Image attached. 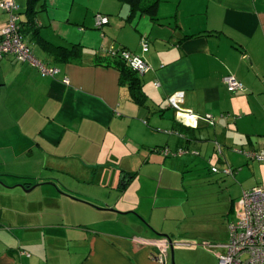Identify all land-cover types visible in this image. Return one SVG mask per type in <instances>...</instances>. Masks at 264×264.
Returning a JSON list of instances; mask_svg holds the SVG:
<instances>
[{
    "label": "crops",
    "instance_id": "0c3cea01",
    "mask_svg": "<svg viewBox=\"0 0 264 264\" xmlns=\"http://www.w3.org/2000/svg\"><path fill=\"white\" fill-rule=\"evenodd\" d=\"M15 1L34 57L58 73L0 59V264H159V250L137 240L160 235L184 242L166 264H218L208 246L229 242L243 192L264 189V162L248 155L264 153V0H160L155 20L120 0ZM97 15L109 24L97 28ZM8 21L0 6V37ZM109 49L151 66L144 107ZM227 76L245 90L230 92ZM175 93L217 124L183 126ZM202 155L232 171L227 225L185 226L170 202Z\"/></svg>",
    "mask_w": 264,
    "mask_h": 264
},
{
    "label": "built area",
    "instance_id": "2783aa9c",
    "mask_svg": "<svg viewBox=\"0 0 264 264\" xmlns=\"http://www.w3.org/2000/svg\"><path fill=\"white\" fill-rule=\"evenodd\" d=\"M1 9L8 14L9 21L1 32L0 37V59L5 56H13L17 61L30 63L40 69L43 74L55 76L58 71L49 68L38 61L33 54L32 48L26 42L21 33L19 6L15 0H3ZM97 28L109 24V17L97 15L95 17ZM143 52L149 51L148 42L142 41ZM109 55L116 59L126 62L135 72L143 76L151 70L148 62L133 52L125 49L111 50ZM224 84L230 92H243L244 85L234 76L224 78ZM184 94L175 93L168 99L169 107L176 111L177 120L183 126L196 129L199 127L200 120H205L210 126H215L217 120L210 115L200 116L190 109L183 107ZM219 151L220 147H219ZM166 155H170L169 150H164ZM187 154L185 150H179L175 156ZM198 155V153H194ZM249 157L264 162V153L248 154ZM215 174L224 173L231 175V169L220 171L218 168H212ZM244 215L237 222L229 225L230 240L223 245H209L211 249L218 250V264H264V189L257 187L243 192L242 195ZM159 250L156 260L159 264L167 263L168 250L171 246L182 245L181 243H172L165 239L137 240ZM23 256L30 257L27 252H21Z\"/></svg>",
    "mask_w": 264,
    "mask_h": 264
},
{
    "label": "rangeland",
    "instance_id": "374dc122",
    "mask_svg": "<svg viewBox=\"0 0 264 264\" xmlns=\"http://www.w3.org/2000/svg\"><path fill=\"white\" fill-rule=\"evenodd\" d=\"M126 7L127 6H125V8ZM98 33L102 35L103 31L99 30ZM110 50L111 49L108 51ZM206 160L207 159H204L202 155V157L196 158L188 164V171L182 174L185 179L183 180V176L180 177L181 181L177 184V193L173 194L176 199H171L170 201L184 208L186 216L183 223L185 226L198 222L199 224L226 223L227 225L229 221L232 222L233 219L232 214H225L224 217L223 213L226 212V207L229 206L228 198L230 192L232 193V195H230L232 199H236L237 188L235 187V181L233 178L228 177V175L226 177H212L211 175H220L222 173L211 174L210 171L212 167L219 169V162L215 159L208 164ZM241 211L244 213V209ZM241 211L238 213V218L242 217ZM156 239H159V237ZM172 242L184 243L174 242L173 240ZM177 246L175 245V248Z\"/></svg>",
    "mask_w": 264,
    "mask_h": 264
},
{
    "label": "trees",
    "instance_id": "16d2710c",
    "mask_svg": "<svg viewBox=\"0 0 264 264\" xmlns=\"http://www.w3.org/2000/svg\"><path fill=\"white\" fill-rule=\"evenodd\" d=\"M33 5L37 0H30ZM122 3L131 7L133 12H138L142 15H148L152 19H156L160 0H120ZM126 50V49H125ZM113 58V57H112ZM113 62V61H112ZM107 60L109 66H114V63ZM116 67H118L123 74V82L128 83L133 100H135L141 107L146 105L147 98L141 90L140 75L135 72L126 62L121 59L114 60ZM22 255V254H21Z\"/></svg>",
    "mask_w": 264,
    "mask_h": 264
},
{
    "label": "water",
    "instance_id": "95a60500",
    "mask_svg": "<svg viewBox=\"0 0 264 264\" xmlns=\"http://www.w3.org/2000/svg\"><path fill=\"white\" fill-rule=\"evenodd\" d=\"M21 188H24L25 190L29 191L33 188H25L23 185H20ZM97 209H99L98 207H95ZM107 210V209H106ZM110 210V209H108ZM112 211H115V210H112ZM161 237H159V239H165V240H168V241H171L172 242V239L168 236V235H160ZM173 243V242H172ZM174 246H171V249H173Z\"/></svg>",
    "mask_w": 264,
    "mask_h": 264
}]
</instances>
